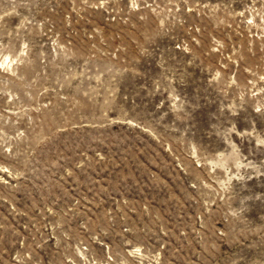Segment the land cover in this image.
<instances>
[{
  "label": "rangeland",
  "instance_id": "374dc122",
  "mask_svg": "<svg viewBox=\"0 0 264 264\" xmlns=\"http://www.w3.org/2000/svg\"><path fill=\"white\" fill-rule=\"evenodd\" d=\"M0 264H264V0H0Z\"/></svg>",
  "mask_w": 264,
  "mask_h": 264
}]
</instances>
